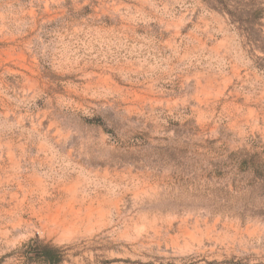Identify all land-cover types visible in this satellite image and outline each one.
<instances>
[{"label": "rangeland", "instance_id": "obj_1", "mask_svg": "<svg viewBox=\"0 0 264 264\" xmlns=\"http://www.w3.org/2000/svg\"><path fill=\"white\" fill-rule=\"evenodd\" d=\"M217 4L0 0V264H264V11Z\"/></svg>", "mask_w": 264, "mask_h": 264}, {"label": "trees", "instance_id": "obj_2", "mask_svg": "<svg viewBox=\"0 0 264 264\" xmlns=\"http://www.w3.org/2000/svg\"><path fill=\"white\" fill-rule=\"evenodd\" d=\"M216 9L228 13L233 19L241 22H248L254 25L263 15L264 7H258L256 0H217ZM254 9V12L252 11ZM254 13V14H253ZM247 18H243L244 16ZM253 15L254 18H253ZM35 257L45 264H60L63 256L61 248L44 244L35 252Z\"/></svg>", "mask_w": 264, "mask_h": 264}]
</instances>
